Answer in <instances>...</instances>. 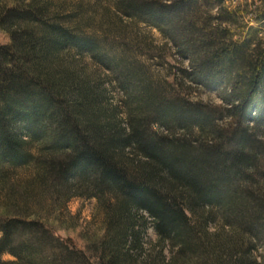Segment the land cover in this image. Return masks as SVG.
I'll return each instance as SVG.
<instances>
[{
  "label": "trees",
  "instance_id": "1",
  "mask_svg": "<svg viewBox=\"0 0 264 264\" xmlns=\"http://www.w3.org/2000/svg\"><path fill=\"white\" fill-rule=\"evenodd\" d=\"M113 1L162 53L66 0H0V264H264V0ZM79 196L102 212L81 245L57 234Z\"/></svg>",
  "mask_w": 264,
  "mask_h": 264
},
{
  "label": "rangeland",
  "instance_id": "2",
  "mask_svg": "<svg viewBox=\"0 0 264 264\" xmlns=\"http://www.w3.org/2000/svg\"><path fill=\"white\" fill-rule=\"evenodd\" d=\"M243 1L244 0H238V2ZM66 2L67 6L70 5L73 8L78 7L75 17L79 20L78 23L81 22V25L84 26V32L88 35H100L102 32L101 29L105 30V27L109 26L112 31L117 30L121 36L128 40L139 37L141 40H145L147 44L155 46V48L165 43L161 33L157 29L149 27L144 23H137L116 13L113 0H66ZM250 3L252 4V0ZM257 3L259 2L257 1ZM236 5L237 4H235V6ZM120 16L122 18H119ZM6 37L4 33L0 32V42L6 43L8 41ZM155 51L162 53L161 49L156 48L154 49V52ZM141 54H138L137 58L142 64L141 68L144 72L152 77L161 78L160 80L168 77L169 65L164 61L165 57L162 58L161 55L152 54L149 52V49L145 52L143 51ZM77 61L78 63H82L90 71H98V68L96 69L89 58H77ZM103 77H105L104 74H102V78ZM105 86L108 89L107 94L109 95V103L113 106L119 105L118 92L107 82H105ZM198 91L202 93L200 97L202 101L212 105H224L222 97L225 95V92L222 87H215L212 89L200 88ZM228 121L223 120L221 124L226 126V124L229 123ZM160 131L163 132L161 129ZM68 210L72 216L76 217L74 223L76 228L73 229L74 227H71L68 231L59 230L57 234L62 238L72 237L75 244L81 245L83 243L78 240V234L88 230L92 232L97 231L99 229V222L102 219V212L98 208L96 198L82 196L74 197L68 203ZM74 224L72 222L70 225L74 226ZM149 235L152 238L155 237L152 229L149 230ZM3 259L12 260L13 257L10 254H4Z\"/></svg>",
  "mask_w": 264,
  "mask_h": 264
}]
</instances>
